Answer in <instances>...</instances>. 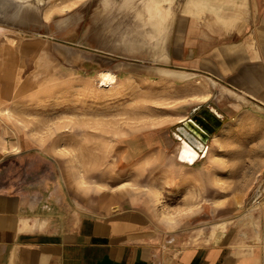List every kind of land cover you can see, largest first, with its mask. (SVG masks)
Instances as JSON below:
<instances>
[{
  "label": "rangeland",
  "instance_id": "1",
  "mask_svg": "<svg viewBox=\"0 0 264 264\" xmlns=\"http://www.w3.org/2000/svg\"><path fill=\"white\" fill-rule=\"evenodd\" d=\"M211 3L0 0V192L53 222L133 205L178 242L248 225L264 199V129L212 140L226 124L217 84L181 67L184 25ZM201 107L220 124L190 165L178 154Z\"/></svg>",
  "mask_w": 264,
  "mask_h": 264
},
{
  "label": "crops",
  "instance_id": "2",
  "mask_svg": "<svg viewBox=\"0 0 264 264\" xmlns=\"http://www.w3.org/2000/svg\"><path fill=\"white\" fill-rule=\"evenodd\" d=\"M210 2L203 23L184 25L188 45L181 67L217 84L226 124L214 140L230 129H264V0ZM223 6L227 10L218 14ZM36 209L24 194L0 192V264H264V199L248 225L209 243L158 233L133 205L55 222L33 214Z\"/></svg>",
  "mask_w": 264,
  "mask_h": 264
},
{
  "label": "water",
  "instance_id": "3",
  "mask_svg": "<svg viewBox=\"0 0 264 264\" xmlns=\"http://www.w3.org/2000/svg\"><path fill=\"white\" fill-rule=\"evenodd\" d=\"M203 117L204 122H196V126H191L194 129L191 136L185 137V140L182 141L190 146L196 154L203 148V142L206 140V137L213 133L214 129L220 124L219 114L215 113L214 109L209 110L206 114L200 113ZM205 125L210 126L211 129H206ZM207 126V127H208Z\"/></svg>",
  "mask_w": 264,
  "mask_h": 264
},
{
  "label": "bare ground",
  "instance_id": "4",
  "mask_svg": "<svg viewBox=\"0 0 264 264\" xmlns=\"http://www.w3.org/2000/svg\"><path fill=\"white\" fill-rule=\"evenodd\" d=\"M157 26L158 27L160 26V22H157ZM192 31L193 30H191V33H192ZM101 80H102V82H101L102 85H105V84H109L112 81V78H111V76L109 74H104V75H102V79ZM178 156H179V159L182 162L190 164V165L193 162H195V160L197 158L196 152L184 142H181L180 151H179Z\"/></svg>",
  "mask_w": 264,
  "mask_h": 264
},
{
  "label": "flooded vegetation",
  "instance_id": "5",
  "mask_svg": "<svg viewBox=\"0 0 264 264\" xmlns=\"http://www.w3.org/2000/svg\"><path fill=\"white\" fill-rule=\"evenodd\" d=\"M209 111V109H207V108H200L199 110H198V113L197 114H195V115H193L192 116V118L191 119H189L188 120V122H189V126H196V122L198 123V122H204L205 123V121L203 120V117H202V115L200 114L201 112H203V113H207ZM206 127V129L208 128V129H211L210 128V126H208V125H205ZM208 126V127H207ZM197 127V126H196ZM184 131V130H183Z\"/></svg>",
  "mask_w": 264,
  "mask_h": 264
}]
</instances>
